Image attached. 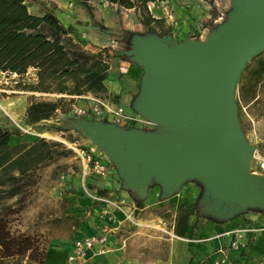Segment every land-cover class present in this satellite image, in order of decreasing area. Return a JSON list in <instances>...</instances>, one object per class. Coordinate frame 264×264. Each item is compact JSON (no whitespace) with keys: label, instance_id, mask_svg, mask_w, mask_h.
<instances>
[{"label":"rangeland","instance_id":"rangeland-1","mask_svg":"<svg viewBox=\"0 0 264 264\" xmlns=\"http://www.w3.org/2000/svg\"><path fill=\"white\" fill-rule=\"evenodd\" d=\"M25 1L30 12L40 13L48 7L49 0ZM51 1L54 2L53 12L63 24L74 26L76 34L84 39L86 49L93 50L102 45L109 47L110 55L106 57L107 91L96 97L120 103L135 113L131 101L137 96L145 68L132 58L133 54L129 49L135 45L137 39L158 34L140 23V16L136 11L118 7L107 0H89L87 3L90 13L78 0ZM148 8L152 15L164 19L169 28L166 34L174 40H204L213 29L227 19L228 12L232 9V1L154 0L148 3ZM263 54V51H260L245 62L234 89L236 115L243 136L248 143L257 144L259 150H262L264 144V75L253 84L249 70ZM33 79L31 69L23 75L0 71V125L13 129L14 133L10 137L12 142L19 140L16 134L26 133L27 140L43 137L48 141L60 142L64 148L70 150L66 155L41 166L25 206L17 218L10 222L11 231H22L38 238L45 245L46 251L54 248L50 249L52 254L49 253L44 264H76L77 260L67 263L65 256L74 237H80L92 230L99 203L92 200L87 192L101 194L98 192L99 189L107 190L102 193L104 195L115 197L117 194L124 197L132 208V216L136 221L135 223L125 221L129 223L125 228L135 230L136 237H144L143 243L147 254L157 250L160 243L163 264H190L189 262L196 264L194 261L198 262L197 264H204L207 251L211 247L209 237L216 231L209 226L210 221L221 222L232 217L242 218L247 214L258 217L264 212L262 204L245 206L227 217L218 216L208 209L203 198L204 185L195 177L185 178L175 190L168 192L154 178H151L145 187L133 189L126 187L123 177L112 161L110 169L105 174L94 175L83 168L75 151L66 147L63 142H71L76 147H84L92 153L105 155L103 148L86 134L87 125L74 122L77 121L75 118L80 117L67 113L71 103L84 101L85 98L66 96L70 99H66L62 109H57L52 117L41 119L32 125L28 124L25 121L24 109L31 95L35 98L54 96L53 93L30 92L15 86L17 81ZM116 125L122 128L135 126L127 121ZM137 127L143 131L160 130L156 123L150 121L145 126ZM250 173L264 176V172ZM257 212L260 213L258 216ZM182 215L186 218V228L184 234L179 236L174 229L177 219ZM75 219H78L77 224ZM248 219H250L248 216L245 217V222ZM251 220L247 224L240 222L241 220L239 222L241 225H248L253 222ZM157 234H160V237ZM126 242L124 241L123 247ZM170 247L172 251L168 255ZM183 253L187 254L185 260L181 258ZM239 253L242 254V250ZM115 260L110 256L105 262L113 264ZM247 263L238 261L236 264ZM2 264L36 263L26 256H14L3 259Z\"/></svg>","mask_w":264,"mask_h":264},{"label":"water","instance_id":"water-1","mask_svg":"<svg viewBox=\"0 0 264 264\" xmlns=\"http://www.w3.org/2000/svg\"><path fill=\"white\" fill-rule=\"evenodd\" d=\"M231 1L227 19L204 40L151 35L129 49L145 68L131 106L159 131L101 119L74 121L87 125L86 134L103 148L126 187H145L154 178L170 192L195 177L204 185L208 209L224 217L264 204V176L249 171L256 144L243 136L234 98L245 62L264 50V0Z\"/></svg>","mask_w":264,"mask_h":264},{"label":"trees","instance_id":"trees-1","mask_svg":"<svg viewBox=\"0 0 264 264\" xmlns=\"http://www.w3.org/2000/svg\"><path fill=\"white\" fill-rule=\"evenodd\" d=\"M78 1L90 13L89 0ZM107 1L133 9L139 14L140 23L158 35L169 32L164 19L149 11L148 3L154 0ZM53 4L49 0L47 8L33 13L25 0H0V71L23 75L31 69L34 79L17 81L15 86L30 92L54 94L39 98L31 95L28 99L24 115L26 123L31 125L62 109L66 99H70L66 96L85 93L101 96L107 91L109 47L86 49L84 39L76 34L74 26L63 24L53 12ZM263 75L264 54L249 70L253 84ZM13 133V129L0 125V264L3 259L14 256H26L36 264H44L45 245L28 233L11 231L10 222L25 206L41 166L70 150L60 142L43 137L27 140L26 133L16 134L19 140L12 142ZM106 191L99 189L98 192ZM185 228L186 218L182 215L174 231L182 236Z\"/></svg>","mask_w":264,"mask_h":264},{"label":"built area","instance_id":"built-area-1","mask_svg":"<svg viewBox=\"0 0 264 264\" xmlns=\"http://www.w3.org/2000/svg\"><path fill=\"white\" fill-rule=\"evenodd\" d=\"M83 96L84 101L73 102L67 109V113L85 119H101L118 124L127 121L137 126H145L149 119L135 112L132 113L128 108L120 103H113L106 99H100L94 95H74ZM151 122V121H150ZM66 147L72 148L76 156L82 162L83 168L88 169L94 175H103L110 169V160L105 155L92 153L84 147H76L74 143L63 141ZM262 150L253 148L249 164V171L264 172V144ZM62 173L60 177H62ZM90 198L99 203L94 217L92 230L80 237H74L71 241L70 250L65 256L67 263L84 258L87 252L98 254L110 249L108 238L123 221L135 223L132 216V208L127 204L123 196L115 194L109 195L87 192ZM256 230L254 225H240L223 231L230 235L225 246H217L209 258L210 264H225L229 260L228 251L242 250L248 245L253 232ZM124 244V239L121 240Z\"/></svg>","mask_w":264,"mask_h":264},{"label":"crops","instance_id":"crops-1","mask_svg":"<svg viewBox=\"0 0 264 264\" xmlns=\"http://www.w3.org/2000/svg\"><path fill=\"white\" fill-rule=\"evenodd\" d=\"M154 16H158V15H154ZM83 95H91V94L85 93ZM256 214L258 216V214L260 213L257 212ZM247 216L248 218H250L248 219V221H250L251 219H252L251 222L253 221L251 224L248 225H254L256 227V230L253 232L251 239L248 241V245L244 249H242V254L239 253L241 251L240 249L239 250L231 249L228 251L229 260L225 264H236L238 263V261L239 262L247 261L248 262L247 264H259V263L261 264L264 262V212H262L258 217H256V215L253 214H247L242 218L232 217L229 219H224L221 222L210 221L209 226L211 228H214L216 231L213 232L209 237V241H211L210 243L211 247H209V250L207 251V257L204 260V264H210L208 260L212 256L217 246L221 245L226 247L230 235L222 232L234 228L236 226H240L241 225L240 222L242 221L245 222L244 218ZM248 221H246L244 224H247ZM126 226H129V223L125 221L121 222L116 228V230L109 236L108 238V243L110 246L109 250H106L98 254L87 252L84 255V258L77 260L76 264H107L105 261H107V259L110 256L116 259L113 262V264H119V263L163 264L160 243L158 244L157 250L153 251L152 254H147L144 248L145 245L143 243L144 237L143 236L136 237L135 236L136 231L127 230L125 228ZM157 235L158 237H160V234ZM153 236H154L153 238H155L156 234ZM122 239H124V241H127L124 247H123L124 244H121ZM191 239L193 240V238H189V240ZM153 241H155V239ZM51 243H53V241ZM50 249H54V248L51 247ZM50 249L46 251L45 259L49 256L50 252L52 254V250L50 251ZM171 251H172V247L169 248L168 255L170 254ZM53 254H55V252H53ZM190 256H189V260H190ZM186 257L187 254L183 253L181 258L185 260ZM189 263L191 264V262ZM194 263L197 264L198 262L194 261Z\"/></svg>","mask_w":264,"mask_h":264},{"label":"bare ground","instance_id":"bare-ground-1","mask_svg":"<svg viewBox=\"0 0 264 264\" xmlns=\"http://www.w3.org/2000/svg\"><path fill=\"white\" fill-rule=\"evenodd\" d=\"M202 42V41H201ZM203 42H205V41H203ZM3 108V107H2ZM4 109V108H3ZM11 118H13V117H11ZM12 120H15V119H12Z\"/></svg>","mask_w":264,"mask_h":264}]
</instances>
